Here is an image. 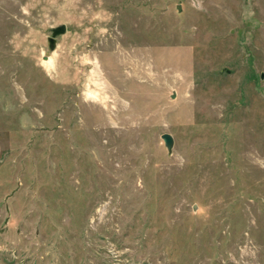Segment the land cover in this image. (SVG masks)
Wrapping results in <instances>:
<instances>
[{
  "label": "rangeland",
  "instance_id": "1",
  "mask_svg": "<svg viewBox=\"0 0 264 264\" xmlns=\"http://www.w3.org/2000/svg\"><path fill=\"white\" fill-rule=\"evenodd\" d=\"M0 264H264V0H0Z\"/></svg>",
  "mask_w": 264,
  "mask_h": 264
},
{
  "label": "water",
  "instance_id": "2",
  "mask_svg": "<svg viewBox=\"0 0 264 264\" xmlns=\"http://www.w3.org/2000/svg\"><path fill=\"white\" fill-rule=\"evenodd\" d=\"M67 26L66 24H60L59 26L54 27L53 30V35L54 37L50 38L51 45L53 46L55 44V36L58 34H62L66 31ZM162 138L165 142V145L167 146L168 150L171 151L174 145V137L170 133H163Z\"/></svg>",
  "mask_w": 264,
  "mask_h": 264
}]
</instances>
